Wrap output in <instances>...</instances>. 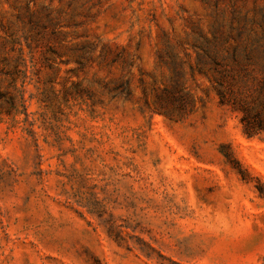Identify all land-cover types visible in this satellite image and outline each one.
Instances as JSON below:
<instances>
[{"label": "rangeland", "instance_id": "obj_1", "mask_svg": "<svg viewBox=\"0 0 264 264\" xmlns=\"http://www.w3.org/2000/svg\"><path fill=\"white\" fill-rule=\"evenodd\" d=\"M263 31L264 0H0V264H264V132L206 54Z\"/></svg>", "mask_w": 264, "mask_h": 264}, {"label": "trees", "instance_id": "obj_2", "mask_svg": "<svg viewBox=\"0 0 264 264\" xmlns=\"http://www.w3.org/2000/svg\"><path fill=\"white\" fill-rule=\"evenodd\" d=\"M251 45L263 49L240 54L234 48L221 56L214 49L205 51L219 105L240 114L242 132L249 137L264 132V31L252 39Z\"/></svg>", "mask_w": 264, "mask_h": 264}]
</instances>
